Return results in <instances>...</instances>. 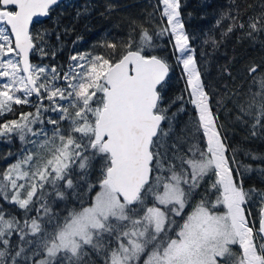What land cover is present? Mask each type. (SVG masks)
I'll use <instances>...</instances> for the list:
<instances>
[{
	"label": "snow or ice",
	"instance_id": "6c2138e0",
	"mask_svg": "<svg viewBox=\"0 0 264 264\" xmlns=\"http://www.w3.org/2000/svg\"><path fill=\"white\" fill-rule=\"evenodd\" d=\"M58 4L0 0V118L14 106L33 109L0 122V142L15 138L21 145L3 157L16 159L0 171V264H96L93 256L101 264H264V189L245 187L253 172L264 178V166L243 164L235 148L229 155L220 122L222 111L235 110V121L264 140V65L247 68L246 93L213 102L204 79L209 53L202 47L197 55L182 0H159L163 27L133 20L126 37L105 35L66 63H44L63 50L60 37L68 29L55 33L57 50L52 32L34 34L32 25ZM252 7L241 10L228 0L216 26L230 23L220 40L205 33L202 45L216 52L237 29L241 38L264 33V10L243 19ZM164 36L175 65L155 54ZM174 67L194 107L190 125L178 133L184 108H172L185 98L165 101ZM70 194L79 208L68 209ZM60 202L66 214L53 210ZM257 202L258 227L250 208Z\"/></svg>",
	"mask_w": 264,
	"mask_h": 264
},
{
	"label": "trees",
	"instance_id": "16d2710c",
	"mask_svg": "<svg viewBox=\"0 0 264 264\" xmlns=\"http://www.w3.org/2000/svg\"><path fill=\"white\" fill-rule=\"evenodd\" d=\"M262 2L264 0H237L241 10L246 5L250 4L253 6L248 9L243 19L246 20L248 16L255 15L264 10L260 7ZM182 3V15L186 30L198 37L193 43V47L197 49V55H199L202 47H206L209 53L205 57L207 64L204 79L208 85V91L214 94L213 102H215V99L225 96V94H228L229 98H231L230 94L235 90L246 93L252 81V77L247 73V68L251 67L253 63L264 65V33L258 34L254 39L241 38L244 35V31L237 29L223 39L221 46L216 52H212L211 46L202 45V41L205 39V33L214 35L217 40H220L221 32L227 28L230 21H225L221 27L216 26V21L222 12L228 10V0H182ZM108 4L114 6L110 13L106 11ZM85 6L88 7L89 11L78 17L77 12L81 11L83 13ZM161 11L159 0H63L59 2L58 6L53 7L49 17L40 20L39 23L33 24L32 29L34 34L36 31L44 29L52 32L49 42L58 50L55 33H63L64 29L67 28V34H62L60 37L65 45L63 50H58L55 60H52L51 56L44 60V63L49 64L66 63L68 56L73 51L89 50L105 35H108L109 38L126 37L129 25L133 20L137 21L138 24H143L145 27H163L166 24V18L161 21ZM153 12L155 15L152 17L151 22H149V13ZM102 13L104 14L102 15ZM78 37H82L83 39L73 47V41H76ZM167 41V36L157 41L161 45V48L155 54L168 56L170 63L175 65V60L170 55L171 46ZM32 61L38 62L39 58L33 56ZM225 68L228 69L231 76H229L228 72L224 71ZM262 71H264V68H262ZM184 88L185 82L182 79L181 70L179 67H174L169 76L165 101L168 102L180 95H183L185 98L183 104L177 102L176 106L172 108L173 112H176L181 106L184 108V111L177 113V133L185 124L190 125V121L194 117V107L190 102H187L188 97L187 93L184 92ZM33 102H35V98H33ZM225 102L227 108L231 109L233 107L232 103ZM14 107L15 112L0 118V122L16 118L20 111L33 110L28 106ZM236 115L237 112L235 110L230 115L223 111L220 113V122L225 125L226 138L230 146L229 155H231V149L235 148L237 149V159L243 164H251L254 168L264 166V161H253L250 156L246 157L244 155L246 151L264 155V140L251 137L250 127L236 122ZM251 122L249 120L248 125ZM20 147L19 141L15 138L12 143L0 142V171L16 159L15 156L7 160L3 159V157L9 151L13 153L17 152ZM98 168L99 165L97 164ZM96 175H98V171L93 175V181ZM262 180L264 178L258 172H253L247 176L245 187L255 186L264 189V182ZM84 199L86 200L87 197L85 196ZM67 207L68 209L73 207L79 208V201L74 200L71 194ZM258 207V202L250 205L251 211L257 220V227ZM64 209L65 204L63 202L58 203L53 208L54 211L66 214ZM17 214L20 215L18 212ZM93 259L96 260V264H101L100 258L93 256Z\"/></svg>",
	"mask_w": 264,
	"mask_h": 264
},
{
	"label": "water",
	"instance_id": "95a60500",
	"mask_svg": "<svg viewBox=\"0 0 264 264\" xmlns=\"http://www.w3.org/2000/svg\"><path fill=\"white\" fill-rule=\"evenodd\" d=\"M61 1H63V0H59V2H61ZM45 18H47V17H41V18H39L40 20H43V19H45Z\"/></svg>",
	"mask_w": 264,
	"mask_h": 264
},
{
	"label": "rangeland",
	"instance_id": "374dc122",
	"mask_svg": "<svg viewBox=\"0 0 264 264\" xmlns=\"http://www.w3.org/2000/svg\"><path fill=\"white\" fill-rule=\"evenodd\" d=\"M161 9H162V5H161ZM236 250H238V246H236Z\"/></svg>",
	"mask_w": 264,
	"mask_h": 264
}]
</instances>
